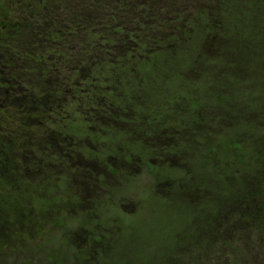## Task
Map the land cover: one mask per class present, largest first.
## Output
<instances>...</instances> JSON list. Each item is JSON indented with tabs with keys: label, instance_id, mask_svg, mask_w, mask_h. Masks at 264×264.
I'll list each match as a JSON object with an SVG mask.
<instances>
[{
	"label": "rangeland",
	"instance_id": "rangeland-1",
	"mask_svg": "<svg viewBox=\"0 0 264 264\" xmlns=\"http://www.w3.org/2000/svg\"><path fill=\"white\" fill-rule=\"evenodd\" d=\"M75 1L0 0V44L28 47L43 34L29 17L70 22ZM194 1L217 12L214 29L203 26L176 59L147 53L140 65L151 87L128 91L100 127L73 104L70 126L51 118L37 129L2 108L13 120L10 133L0 127L12 148L0 161V264H264V0ZM115 4L88 9L86 33L77 27L70 38L76 55ZM100 134L116 139L98 145ZM69 144L72 161L102 166L96 189H83Z\"/></svg>",
	"mask_w": 264,
	"mask_h": 264
},
{
	"label": "trees",
	"instance_id": "trees-1",
	"mask_svg": "<svg viewBox=\"0 0 264 264\" xmlns=\"http://www.w3.org/2000/svg\"><path fill=\"white\" fill-rule=\"evenodd\" d=\"M117 1L123 5L115 4V7L110 5L105 8L104 14H107V19L99 20L95 37L88 38L85 35L80 38L78 42L81 48L80 56L70 49V38L75 34L77 27L85 29L86 33L88 23L93 17L90 14L93 12H88V9L99 5V0L97 3L96 0L90 1L88 7L84 0H76L77 8H73L74 11L69 16L74 19L70 22L67 21L69 19H63L59 13L43 17L36 12L29 18L32 26L43 30L41 39L34 40V43L24 48L21 47V43L20 48L13 41L0 44L2 130L4 128L7 130L6 127L13 120L7 115L8 109L2 110L5 106L9 108L14 106L17 109L19 126L24 128L30 125L36 129L39 125L44 127L53 125L51 118L57 123L55 126L69 125L72 122L69 116L72 104L84 107L87 111L92 110L94 113L91 119L99 118V103L113 106L106 108V116L111 114L121 97L126 96L137 84L147 86L146 88L151 87L144 73L148 70H146L148 65L141 73L143 63L150 59L147 53L154 49L164 53L162 55L164 57L176 59L192 48L191 42L203 26L210 25V29H214L213 26L219 19L214 9H209L207 5H199L197 2L195 4L194 0ZM210 2L212 4L213 0ZM230 3H232L230 0H218L219 7L226 8ZM43 6L41 8H44V13L49 11L45 8L46 5ZM77 15L79 18L75 19ZM234 16L237 14L234 13ZM75 20L78 21L74 22ZM72 23L74 28L71 27ZM39 32L38 30L37 37ZM63 37L66 41H62ZM93 48L97 50L98 55L91 54ZM86 50L92 55L91 58L86 55ZM139 73L144 80L142 84L137 83ZM77 76L86 80L82 82L85 84L82 89L74 82ZM78 90L82 92L78 94ZM3 114H6L5 117ZM7 131L10 133V130ZM1 133L0 130V135ZM46 137L48 140V136ZM31 139L33 149L36 148L38 151V136L35 137L33 134ZM0 145L1 161L3 152L7 153L6 150L11 152L12 148L6 141H0ZM27 148L28 146H24L19 155L22 160L23 155L27 153L23 151ZM4 156L6 157V154ZM34 156L35 153L32 154V158Z\"/></svg>",
	"mask_w": 264,
	"mask_h": 264
},
{
	"label": "flooded vegetation",
	"instance_id": "flooded-vegetation-1",
	"mask_svg": "<svg viewBox=\"0 0 264 264\" xmlns=\"http://www.w3.org/2000/svg\"><path fill=\"white\" fill-rule=\"evenodd\" d=\"M111 105H106V104H101L99 103V118L97 119H93L94 121H92L93 123H99V127L103 124V119L106 116V108H109ZM113 108V106H111ZM115 109H112V113L114 112ZM85 122V121H84ZM82 123V122H81ZM86 123V122H85ZM84 123V124H85ZM84 124H81V126L83 127ZM116 139V138H115ZM114 138L112 137H108L106 135L100 134L98 137H96L94 139V142L97 143L98 145H100V143H106V142H114L115 141ZM75 147H72L71 144H69L67 146V150L65 152V156H67V159L70 160L71 166L78 171V173H80L81 176V180L80 183L83 185V189L85 190L86 185L88 186V188H92V189H96V187H99V177H100V171L102 166L99 165V168L96 166L97 162L96 160L93 159L92 162H83L82 160L76 159L75 161H72L71 159L73 157L76 156V150L74 149ZM102 148V147H101ZM80 149V148H78ZM87 149V147H86ZM100 149V148H99ZM88 150V149H87ZM88 152V151H87ZM89 153V152H88ZM94 153V152H93ZM102 152H96L94 155L96 157H99V154ZM85 154V153H84ZM33 158H35L33 160V166L35 167V172L38 171L39 172V167H38V161L36 160V157L34 156ZM100 158V157H99ZM35 164V165H34ZM27 168V167H26ZM25 170V169H23ZM88 172V173H85ZM87 176V179L86 177ZM98 185V186H97ZM100 189V188H99Z\"/></svg>",
	"mask_w": 264,
	"mask_h": 264
}]
</instances>
